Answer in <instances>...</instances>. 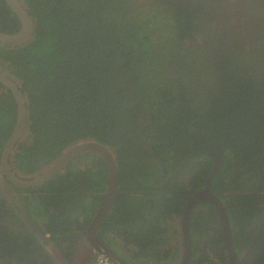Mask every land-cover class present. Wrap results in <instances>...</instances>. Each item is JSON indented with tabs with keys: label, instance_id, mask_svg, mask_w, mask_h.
<instances>
[{
	"label": "trees",
	"instance_id": "1",
	"mask_svg": "<svg viewBox=\"0 0 264 264\" xmlns=\"http://www.w3.org/2000/svg\"><path fill=\"white\" fill-rule=\"evenodd\" d=\"M20 1L32 31L17 44L0 41V65L18 79L33 135L15 155L19 169L39 171L81 142L109 147L118 163L119 192L100 234L121 237L148 263L170 259L174 252L162 251L168 222L182 213L190 191L210 184L222 191L218 196L242 254L264 229L263 32L255 34L259 45L238 46L241 32L234 33L232 45H218L210 13L222 6L220 0H150L151 7L132 0ZM21 26L0 0V31L14 33ZM16 117L13 94L0 82V153ZM83 158L85 166L78 165ZM76 159L64 173L23 190L28 216L33 207L43 219L40 232L51 241L33 247L26 225L0 224V257L7 253L11 263L33 260L36 253L39 264H55L45 247L53 244L71 259L77 235L105 202L109 183L100 156L89 152ZM195 206L193 254L212 264L224 261L218 207L204 200ZM250 263L264 264V233Z\"/></svg>",
	"mask_w": 264,
	"mask_h": 264
},
{
	"label": "water",
	"instance_id": "2",
	"mask_svg": "<svg viewBox=\"0 0 264 264\" xmlns=\"http://www.w3.org/2000/svg\"><path fill=\"white\" fill-rule=\"evenodd\" d=\"M8 4L13 8L16 14L19 16L22 26L19 31L14 33H6L0 31V41L3 43L9 44H17L26 40L31 31H32V21L31 17L28 15L26 11V6L21 3L20 0H6ZM0 82L8 89L11 90L13 97L17 103V117L13 127V130L10 134L8 141L6 142L5 149L3 150V161L4 167L6 170L10 168L8 164L7 158L9 157L10 153L13 151L16 142L18 141L19 137L25 132L28 123V109L26 105V98L23 91L19 87L18 79L8 74L5 68L0 69ZM94 153L100 156L108 169V189L106 191L107 198L101 207L99 208L98 212L92 219L91 223L89 224L88 228L85 231H82L77 236V240L80 239L81 236H85L87 242L91 246V251H97L102 254H106L109 256L115 263L117 264H132L131 262L125 261L119 254L114 252V250L100 237V227L110 212L112 205L114 203V199L118 191V183H119V168L118 163L114 157V154L110 150L109 147L95 142V141H86L75 144L71 146L64 154L57 157L54 161H52L49 165L46 166V169L37 173L34 178L25 179L16 176L12 171H10L9 175L14 180L15 184L21 187H34L45 183L46 181L53 178L56 174L62 171L68 163L76 156L86 153ZM222 150L219 151L218 158L214 165V171L218 172L221 168L222 164ZM219 191L213 190L208 184L204 189L194 191V199L195 201H199L201 199L206 200L207 202H213L219 210V218L224 230L225 236V243L227 253L236 260L238 264H245L250 259V254L260 239L261 235L264 233L261 231L259 235L254 239L253 243L251 244L250 250L240 258V255L235 247L234 238L232 234V226L230 221V216L227 212L226 205L217 195ZM191 207L187 206L186 211L181 214V221H182V231L184 235V240L186 241L185 247H183L180 251L181 257L174 263V264H191L192 263V245L190 241V227H189V213ZM23 211V209H22ZM25 214V212L23 211ZM24 221L29 228H32V224L30 223L29 219H25ZM41 238L45 240H50L45 235H43L40 231H38ZM77 244L75 245V250L77 249ZM88 246V245H86ZM89 248V247H88Z\"/></svg>",
	"mask_w": 264,
	"mask_h": 264
},
{
	"label": "flooded vegetation",
	"instance_id": "3",
	"mask_svg": "<svg viewBox=\"0 0 264 264\" xmlns=\"http://www.w3.org/2000/svg\"><path fill=\"white\" fill-rule=\"evenodd\" d=\"M188 4H190V6H192V7L197 8L196 4L192 1L191 2L188 1ZM224 4L227 5L225 14H224V10L222 9V7L214 8L213 11L210 13L212 19L214 17H216V21H215L213 30L215 31L216 34L220 35V39L217 43L218 45H220V44L232 45L234 42V38H233L234 33L235 32H241L240 28L244 27L246 24L243 21H241V22L239 21L235 25H228L227 24L228 21L224 20L222 18V15L223 16L226 15V16L230 17L233 14L236 15L237 13H245L247 16L252 17V20L249 23V25L247 26V24H246V30L244 31V33L247 34L246 37H244L243 33L241 32L242 36H241L240 40L236 42L238 44V46L241 43L250 42V40H251V42H253L252 36L255 35V32L262 31L263 35H264V19H260L259 14H258V13L264 11V0H243V2L238 7H231L230 5H228L225 2H224ZM218 17H219V19H218ZM254 41L257 42L258 40H256V38H255ZM212 44L213 43H211V47H212ZM217 50L218 49H216L215 51H217ZM2 68H4V67H2L0 65V69H2ZM28 131H29V128L27 126V128L25 129V132L22 134V136L19 137L18 141L16 142V146H14L13 151L10 153L9 157L7 158L8 164H10V166H11L8 170L3 168L5 164H4L2 155H3V150L5 149L6 142L8 141L9 138L6 140V142L4 144V147L2 149V153H0V205H1L0 209L3 210L2 211L3 215H0V224H1V226L3 224H11V225L16 226V227H17V225H19V227H21L22 224L26 225L24 218L29 219L30 223L32 224V228H29L27 225L26 226L31 230V232L35 238V239H32L34 241V242H32V246L34 247L38 244H42L43 241L47 242V240L40 238L41 235L39 233H37L38 231H40L39 226H40L41 220H43V219L38 217V215L36 213L37 211L33 207H30V210H32L31 211L32 218H30L28 216V213L26 211V205L28 207V204H27V202H26V204L24 202L23 196L25 195V192L23 190L28 189V188H32V187L18 186L17 184H15L14 180H12V177L9 175L10 171H12L18 177L29 176V178L30 177L34 178L36 176L35 175L36 173L35 174H33V173L28 174L25 171L19 169V167L16 165V157H14V158L12 157L13 154H17L19 151H22V149H21L22 143L28 142L24 138L25 134L28 133ZM217 158H218V156H216V160H217ZM75 159H73V160H75ZM66 166H68V165H66ZM190 192H192V196L187 200V202L184 206V210L181 213V214H183L186 211L187 206L191 207L189 209L190 210L189 220H190V216L192 215V212H191L192 209H194L196 207L195 204H197L201 200H204V199H201L199 201H195L194 191H190ZM219 192H222V191H219ZM204 201H206V200H204ZM28 203L30 204V206L32 205L31 202H28ZM211 203H213V202H211ZM8 209H10L11 212L6 214ZM22 209L25 212V214L23 213ZM197 209L198 208H195V210H194L195 212H194L193 216L195 215V213H197L196 212ZM181 214L175 215L174 218H176V219L173 222L177 224L178 235H179L180 240H182V243H183L182 245H184L185 240H184V235H183V231H182V224L180 223ZM189 227H190V231H191L190 222H189ZM84 238H85V236H81L80 239L77 240V242H78L77 253L78 254H70L71 259L69 261H72V263L71 262L69 263L67 261L68 257H66L64 254H62V251L60 250L61 248H58L59 254H51L54 257V259H52V261L55 264H82L85 257L86 256L89 257L91 255V254H82L81 253L83 248L85 251L87 249V246H86L87 242H86V240H84ZM191 240H192V238H191ZM77 242H76V244H77ZM88 247H89V243H88ZM249 247L250 246H248V248ZM55 248H57V247L55 246ZM46 251H47V249H46ZM244 254H242L240 256V258H242ZM225 256H226V259L224 261L221 258H216L215 263L216 264H238V263H236V260H234L227 253V251H226ZM31 257L33 260H31L30 258L24 260L21 257L20 259H17V262L11 261V263H9L10 259L8 257V254L5 253V255L3 257H0V262H2L0 264H24V262H28V263H32V264H34L36 262V264H39V255L38 254L34 253L31 255ZM251 257L252 256H250V258ZM157 264H161V263H157ZM191 264H212V263L208 262V261H204V258L202 256H200L199 254L198 255L196 254L194 259L192 260ZM245 264H251V263H250V261H247Z\"/></svg>",
	"mask_w": 264,
	"mask_h": 264
},
{
	"label": "rangeland",
	"instance_id": "4",
	"mask_svg": "<svg viewBox=\"0 0 264 264\" xmlns=\"http://www.w3.org/2000/svg\"><path fill=\"white\" fill-rule=\"evenodd\" d=\"M136 5H140V4H143L144 3V5H148V7H151V4L150 3H152V1H150V0H132ZM203 2L204 4H206L205 3V1L204 0H196V2ZM222 3H221V7H222V9L224 10V14L226 13L225 11H226V8H227V5H225L224 4V2L225 3H227L228 5H230L231 7H238L242 2H243V0H220ZM219 1V2H220ZM220 4H218V6H219ZM218 6H216L215 8H218ZM226 6V7H225ZM143 8V7H142ZM255 13V12H254ZM259 14V17H260V19H264V11H262V12H260V13H258ZM145 15H147V10H145ZM150 16H151V22H155L156 21V23H157V18H154L152 15L153 14H149ZM148 15V16H149ZM215 18V17H214ZM222 18L224 19V20H227L228 22H227V24L228 25H235L236 23H238L239 21L241 22V21H243L244 23H246L247 24V26L249 25V23H250V17L249 16H247L245 13H237L236 15H232V16H230V17H228V16H226V15H222ZM159 19H161V18H159ZM218 19H219V17H218ZM212 22H213V19H212ZM160 24H159V28H163V25H162V21L161 22H159ZM214 24H215V22H214ZM214 24H212V27H214ZM246 24H245V26H246ZM155 31H156V29L155 28H153ZM242 28H240V31L242 32V33H244V31L243 30H241ZM245 30H246V28H245ZM245 34V33H244ZM255 34H256V32H255ZM245 35H247V34H245ZM255 36V37H254ZM255 38H256V40H258L257 42H255L254 40H255ZM198 40L200 41V42H202L203 44H206V45H210L209 44V42L206 40V39H203L202 38V36L201 35H199V37H198ZM252 40H253V42H251V40H250V44H249V47H251V46H255V45H259V43H260V39L256 36V35H253L252 36ZM214 42H213V44H212V46H214ZM192 47H195V45H193ZM33 135L32 134H30V131H28V133H26L25 134V136H24V138H25V140H29V138L31 139V137H32ZM77 157V156H76ZM76 157H74V159L76 158ZM84 159V158H83ZM86 159H84V160H80L79 162H78V159H76V162H77V164L78 165H80V166H85V164L87 163L86 161H85ZM66 171V168H64L63 170H62V172L61 173H64ZM41 222H43L42 220H41Z\"/></svg>",
	"mask_w": 264,
	"mask_h": 264
},
{
	"label": "crops",
	"instance_id": "5",
	"mask_svg": "<svg viewBox=\"0 0 264 264\" xmlns=\"http://www.w3.org/2000/svg\"><path fill=\"white\" fill-rule=\"evenodd\" d=\"M170 235L168 237L169 242L165 245V249H171L174 253L171 254L170 259L166 262H163L161 264H174L175 260L179 258V253H180V240L178 237L174 236V231L172 229H170ZM104 240L112 247V249L119 254L120 256H122L125 260L133 263V264H148V262H146L144 259H142V257L138 256L136 253V249L134 248V246H123V244L121 243V237L116 236V235H105L103 236ZM111 240V241H110ZM86 245V244H85ZM88 245V243H87ZM91 246L89 245V248L86 249V251L84 250V248L82 249V254H91ZM164 249V248H163ZM177 250V252H176ZM87 258V256L85 257ZM169 262V263H168ZM152 264V263H150Z\"/></svg>",
	"mask_w": 264,
	"mask_h": 264
},
{
	"label": "clouds",
	"instance_id": "6",
	"mask_svg": "<svg viewBox=\"0 0 264 264\" xmlns=\"http://www.w3.org/2000/svg\"><path fill=\"white\" fill-rule=\"evenodd\" d=\"M15 146H16V144H15ZM111 150V149H110ZM112 151V150H111ZM112 153L114 154V152L112 151ZM15 155L16 154H13L12 155V157L14 158L15 157ZM218 155H219V153H218ZM79 156V155H78ZM77 156V157H78ZM76 157V158H77ZM114 157H115V155H114ZM56 159V158H55ZM54 159V160H55ZM74 159V158H73ZM72 159V160H73ZM53 160V161H54ZM71 160V161H72ZM52 162V161H51ZM51 162H49L48 164H46L42 169H40L39 171H35L33 174H37V173H39V172H41V171H43V170H45L46 169V166L47 165H49ZM10 165V164H9ZM11 167V166H10ZM67 166H65L64 168H66ZM64 168H62V170L64 169ZM60 172H62V171H60ZM35 174V175H36ZM20 178H22V177H20ZM23 178H25V179H31V178H33V177H30L29 178V176H25V177H23ZM44 184V183H43ZM42 185V184H41ZM38 186H40V185H38ZM35 187V186H34ZM119 191V190H118ZM218 195V194H217ZM117 196V195H116ZM116 198V197H115ZM114 201H115V199H114ZM200 202V201H199ZM103 205V204H102ZM113 206V205H112ZM101 207V206H100ZM112 209V208H111ZM99 210V209H98ZM111 211V210H110ZM98 212V211H97ZM110 213V212H109ZM109 213L107 214V216L109 215ZM106 216V217H107ZM105 217V218H106ZM105 220V219H104ZM189 222H190V220H189ZM180 223H182V221L180 220ZM168 224L170 225V229H172L173 231H174V236H176V237H178L179 238V235H178V231H175L174 230V228L176 227L177 228V224L176 223H174V222H168ZM89 226V225H88ZM231 226H232V224H231ZM88 228V227H87ZM86 228V229H87ZM85 229V230H86ZM84 230V231H85ZM177 230H178V228H177ZM99 233H100V231H99ZM43 234V233H42ZM232 234H233V237H234V233H233V227H232ZM44 235V234H43ZM79 235V234H78ZM77 235V236H78ZM110 235H115V234H110ZM169 235H170V233L168 234V237H169ZM259 235V234H258ZM258 235H256V237L258 236ZM47 238H50V236L49 235H45ZM100 237L104 240V238H103V236H101V234H100ZM225 237V236H224ZM255 237V238H256ZM41 238V237H40ZM191 238H192V236H191V231H190V241H191V245H192V240H191ZM42 239H44V238H42ZM84 240H86V237L84 238ZM179 240H180V238H179ZM51 241V238H50V240H47V242H50ZM105 241V240H104ZM254 241V240H253ZM253 241L251 242V244L253 243ZM76 242H77V239H76ZM86 242H87V240H86ZM106 242V241H105ZM168 242H169V239H168ZM88 243V242H87ZM107 243V242H106ZM121 243L123 244V241H121ZM108 244V243H107ZM183 243H182V240H180V245H181V249L183 248V247H185V245H186V241L184 242V245H182ZM251 244L249 245L250 247H251ZM75 245H76V243H75ZM109 245V244H108ZM256 245V244H255ZM111 248L113 247V246H111V245H109ZM127 246H133V245H131V244H128ZM126 246V247H127ZM45 247H46V249L49 251V253H51V254H59L58 253V249L57 248H55V246L53 245V244H50V245H45ZM226 247V246H225ZM250 247L249 248H247L242 254H246L249 250H250ZM77 248H78V245H77ZM87 248H88V246H87ZM164 248V249H163ZM254 248H255V246H254ZM254 248H253V250H254ZM181 249H180V251H181ZM237 249V248H236ZM168 249H165V246H163L162 247V251H167ZM253 250H252V252H251V254H250V256H253ZM192 251H193V245H192ZM226 251H227V249H226ZM226 251H225V253H226ZM237 251H238V249H237ZM115 252V251H114ZM194 253V252H193ZM239 253V252H238ZM72 254H78L77 253V249L75 250V246H74V249H73V252H72ZM89 254V253H88ZM180 254V253H179ZM242 254H239L240 256L242 255ZM244 254V255H245ZM99 255H103V256H105L106 258H108V260L110 261V263H112V264H117V263H115L109 256H107L106 254H102V253H99V252H97V251H92V253H91V255L89 256V257H87V258H85L84 260H83V263L82 264H88V263H91V262H93V261H95V259L99 256ZM122 257V256H121ZM179 257H181V254L179 255ZM194 257H195V255L194 254H192V260L194 259ZM123 258V257H122ZM124 259V258H123ZM179 259V258H178ZM178 259H176L175 260V262L178 260ZM125 260V259H124ZM196 260V259H195ZM251 260V258L249 259V261ZM125 261H127V260H125ZM69 263L71 262L72 263V261H68ZM127 262H129V261H127ZM174 262V263H175ZM169 263V262H168ZM133 264V263H132ZM148 264H150V263H148ZM152 264H157V263H152Z\"/></svg>",
	"mask_w": 264,
	"mask_h": 264
},
{
	"label": "built area",
	"instance_id": "7",
	"mask_svg": "<svg viewBox=\"0 0 264 264\" xmlns=\"http://www.w3.org/2000/svg\"><path fill=\"white\" fill-rule=\"evenodd\" d=\"M88 264H112L110 263V261L108 260V258H106L103 255H99L95 261L88 263Z\"/></svg>",
	"mask_w": 264,
	"mask_h": 264
}]
</instances>
